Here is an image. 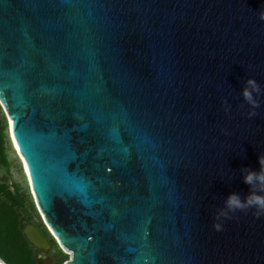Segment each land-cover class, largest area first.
I'll return each mask as SVG.
<instances>
[{
	"label": "water",
	"instance_id": "95a60500",
	"mask_svg": "<svg viewBox=\"0 0 264 264\" xmlns=\"http://www.w3.org/2000/svg\"><path fill=\"white\" fill-rule=\"evenodd\" d=\"M261 12L264 0L0 6V128L66 264H264V216L213 228L264 155V98L249 119L240 95L248 79L264 89Z\"/></svg>",
	"mask_w": 264,
	"mask_h": 264
},
{
	"label": "trees",
	"instance_id": "16d2710c",
	"mask_svg": "<svg viewBox=\"0 0 264 264\" xmlns=\"http://www.w3.org/2000/svg\"><path fill=\"white\" fill-rule=\"evenodd\" d=\"M8 138L7 125L4 122L0 128V259L5 264H39L35 248L21 228L26 216L29 223H34L33 214L37 209L29 188L23 190L13 181V161L7 146ZM24 204H29L32 208L24 209ZM52 243L58 250L57 264H66L68 255L54 240Z\"/></svg>",
	"mask_w": 264,
	"mask_h": 264
},
{
	"label": "clouds",
	"instance_id": "9594fccd",
	"mask_svg": "<svg viewBox=\"0 0 264 264\" xmlns=\"http://www.w3.org/2000/svg\"><path fill=\"white\" fill-rule=\"evenodd\" d=\"M260 20L264 21V12L260 13ZM240 95L243 101L250 106L252 111L248 113V118L257 116L256 109L261 107V99L264 98V89L255 79H248ZM225 111L230 112L231 106L225 100ZM260 171H254L250 168H242L241 173L243 182L249 186V194L242 196L240 193L233 192L224 200V207L216 213V223L213 228L216 231H223L224 221L232 219L238 212L251 211L257 219L264 216V155L259 156Z\"/></svg>",
	"mask_w": 264,
	"mask_h": 264
},
{
	"label": "flooded vegetation",
	"instance_id": "af4514ba",
	"mask_svg": "<svg viewBox=\"0 0 264 264\" xmlns=\"http://www.w3.org/2000/svg\"><path fill=\"white\" fill-rule=\"evenodd\" d=\"M23 208L24 209H26V208L30 209L32 207H30L29 204H24ZM34 212H35L33 214L34 215V219H33L34 223H29V221L26 219L27 216L23 218V221L21 223V228L23 230V233H24L25 229L28 226H35L37 229H39L40 232L50 241V243L52 245L51 248H49V249H40V248L34 247L35 248L36 257H37L39 263H40V260L43 259L44 256H51L50 259H49L50 260V264H57V262H58V256H57L58 250L54 246V244L52 243L53 239L50 236V234H49L48 230L46 229L45 225L43 224L42 219L40 218L37 210H35ZM29 213H27V215H29ZM53 255H54V257H52Z\"/></svg>",
	"mask_w": 264,
	"mask_h": 264
},
{
	"label": "rangeland",
	"instance_id": "374dc122",
	"mask_svg": "<svg viewBox=\"0 0 264 264\" xmlns=\"http://www.w3.org/2000/svg\"><path fill=\"white\" fill-rule=\"evenodd\" d=\"M7 146H8L10 158L13 161V168H12L13 181L15 183L19 184L23 188V190H25L27 187L29 188V186H28L27 178L25 176L24 167H23V164H22L19 156L15 152L13 145H12L9 138H8ZM65 254L68 255V261H70L72 258V255L70 253H68V254L65 253ZM50 257L51 256H44L43 259L40 260L39 264H50V260H49ZM52 257H54V255Z\"/></svg>",
	"mask_w": 264,
	"mask_h": 264
},
{
	"label": "snow or ice",
	"instance_id": "6c2138e0",
	"mask_svg": "<svg viewBox=\"0 0 264 264\" xmlns=\"http://www.w3.org/2000/svg\"><path fill=\"white\" fill-rule=\"evenodd\" d=\"M5 2H7V0H0V6H2ZM3 95H4V93H3L2 89H0V106H3L5 104V100L2 98ZM10 123H11V121H10ZM13 138L15 140V137H13ZM17 150L18 151L20 150L19 147L17 148ZM22 159H23V157H22ZM25 168H26V170L28 169V165L27 164L25 165ZM109 171H111V169H109ZM29 182L30 183L32 182L31 175L29 177ZM33 195H35V192L33 193ZM145 244H146V246L152 247L151 244H148V243H145ZM65 250L68 251L67 249H65ZM144 264H146V262H144ZM153 264H154V262H153Z\"/></svg>",
	"mask_w": 264,
	"mask_h": 264
},
{
	"label": "bare ground",
	"instance_id": "6f19581e",
	"mask_svg": "<svg viewBox=\"0 0 264 264\" xmlns=\"http://www.w3.org/2000/svg\"><path fill=\"white\" fill-rule=\"evenodd\" d=\"M16 152V151H15ZM17 153V152H16ZM20 155V154H19ZM21 156V155H20ZM23 164V163H22ZM23 166H24V171L27 173V170H26V168H25V164H23ZM35 204V203H34ZM63 247V246H62Z\"/></svg>",
	"mask_w": 264,
	"mask_h": 264
}]
</instances>
